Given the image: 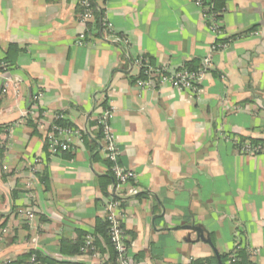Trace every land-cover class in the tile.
<instances>
[{"label":"crops","instance_id":"crops-1","mask_svg":"<svg viewBox=\"0 0 264 264\" xmlns=\"http://www.w3.org/2000/svg\"><path fill=\"white\" fill-rule=\"evenodd\" d=\"M95 4L113 32L86 38L79 0H0V56L11 68L0 77V264H29L31 250L97 264L61 246L93 232L104 190L123 200L133 264L198 263L240 240L264 264V154L234 146L264 139V0H226L218 37L237 36L222 48L192 0ZM141 55L160 73L208 58L197 97L139 78ZM104 102L119 162L136 176L125 184L113 183L101 151ZM57 114L84 140L52 155ZM24 206L28 222L15 214Z\"/></svg>","mask_w":264,"mask_h":264},{"label":"built area","instance_id":"built-area-1","mask_svg":"<svg viewBox=\"0 0 264 264\" xmlns=\"http://www.w3.org/2000/svg\"><path fill=\"white\" fill-rule=\"evenodd\" d=\"M192 2L202 9L203 17L208 22L209 28L216 33L217 40L214 42L215 47H224L226 43L217 42L219 41L218 34L223 32L222 24L220 18H218L219 13L212 11L206 4L204 0H192ZM80 4L83 7V12L81 13V21L86 23L92 19V10L89 7V4L85 0H80ZM102 32L104 34H110L113 31L111 30V25L104 19V24L102 28ZM84 36L81 35L76 39L77 44L83 43ZM135 63L144 70V73L148 76L150 74H157L159 73V80L160 81H168L170 84L180 90V91H188L192 96L198 95L200 91V84L202 79L204 78V74L206 69L209 65V59L204 58L200 61V65L195 70H188L185 68L179 69L178 71L168 72L167 69L163 71L165 74L160 73V69L155 67L154 65L149 64L148 58L146 56H139ZM10 66L7 63L1 60L0 56V77L6 79L7 74L10 70ZM155 76V75H154ZM145 81L147 83L151 82L149 78ZM140 85L145 84L142 80L138 81ZM6 86V85H5ZM41 92L35 94L34 98L38 99L41 96ZM60 116H55L54 119H58ZM110 110L108 108L101 109L95 118V125L96 128L101 132V151L103 154V158L110 162L109 170L113 175L114 179L118 184H125L130 182L131 180H135V173L123 166L119 162V154L120 148L118 147L112 127L110 125ZM84 132L77 128H68V127H61L57 125L55 122H52L50 125V132L47 134L48 140V150L49 153L52 155L60 154L64 151H74L76 148L80 147L84 140ZM240 152L243 154H256V153H264V144L262 145H254L248 141H244L242 147L240 148ZM39 161V159H36ZM36 162V161H35ZM123 200L116 195L109 194L106 197L104 203V211L106 220L108 222V232L110 237V242L117 252V264H133L131 261V257L128 254V249L126 245V235L125 229L123 226ZM16 216L22 222H28L32 218V210L24 206L23 208H19L16 210ZM6 228L1 230V234H5ZM94 236L92 231L86 232L84 245L80 248V255L90 256L95 258L97 264H104V260L102 256L95 251L94 249ZM242 246V240L236 241L234 247ZM30 264H36V257L32 254L29 257ZM76 264H83L77 262ZM186 264H207L205 261L200 263L195 262H188Z\"/></svg>","mask_w":264,"mask_h":264},{"label":"trees","instance_id":"trees-1","mask_svg":"<svg viewBox=\"0 0 264 264\" xmlns=\"http://www.w3.org/2000/svg\"><path fill=\"white\" fill-rule=\"evenodd\" d=\"M85 1L88 2L89 7L92 10V19L90 21L86 22V25H85L86 26V32L84 35L86 38H92V37L100 36L101 32H102L103 24H104V19H105L104 9L102 7L97 8V5L95 4V0H85ZM108 1H110V0H101L102 4H106ZM204 1H205V4L212 11L219 13L218 18H220V20H221V16H222L223 10L225 8L226 0H204ZM79 5L81 7V13H82L83 7L80 4V0H79ZM248 32L249 31H246L245 34ZM239 35L241 36L242 34H239ZM236 36L237 35L231 36V37L235 38ZM232 38H225L224 37V38L219 39V41H217V42L228 43L230 40H232ZM141 56H145V55H141ZM147 58H148L149 64L153 65L151 62V59L149 57H147ZM1 60L3 62L7 63V65L9 66L8 62L5 60L4 57H1ZM199 65H200L199 62H197L195 64L190 63V64H187L185 66V69L195 70L199 67ZM141 70H142V68H141ZM161 74H165V73L161 72ZM139 78H144V79L149 78L150 81H153V79L157 81L159 79V75L154 76L151 74L148 76L147 74L144 73V70H142ZM104 104H105V102L103 103V105ZM103 109H106V105H104ZM60 115H62V114H57V116H60ZM61 118L58 117V119H53V122H55L57 125H59L61 127L76 128L73 125L64 124V122L61 120ZM28 124H30L31 128H34L33 123L28 122ZM97 131H98L97 134H99L101 137L100 130L98 129ZM49 132H50V127H49L47 134ZM244 141H248L254 145H256V144L257 145H261V144L263 145L264 144V139L239 137L234 142V146L237 147L238 149H240L242 147ZM46 147H47V151L49 153L47 136H46ZM64 152H66V151H64ZM260 154H264V153H256L253 155H260ZM108 165H110V162H108ZM110 176H111L113 183L117 184V182L114 179L111 172H110ZM104 193L107 195L112 194L115 196V194L112 193L111 191L106 192L104 190ZM92 233L94 236V242H93L94 249H95V251H97L102 256V259L104 260V264H117L118 254L110 242V237H109V232H108V222L106 220L105 214L101 218H98L96 220L95 225H94V230ZM85 234H86V232H82V233L77 232V237H75L74 240H71V241L65 240V244L67 245L68 248L64 249L63 245H62L61 246L62 252H64V250L65 251L68 250V253H70V254H74V255L80 254V248H81V246L84 245ZM125 235H126V232H125ZM126 245H127V241H126ZM32 254H34L36 257V264H57L54 261H52L46 257H42L35 250L29 251L28 254L25 256L29 259V257ZM250 256L251 255L249 254L247 247L245 246L244 243H242V246L234 247L233 250L229 253H220V254H216V255L212 254V256L210 258L205 260V262L207 264H253L252 260L250 259ZM28 262H29V260H28ZM198 263H200V262H198ZM61 264H76V263H61Z\"/></svg>","mask_w":264,"mask_h":264},{"label":"rangeland","instance_id":"rangeland-1","mask_svg":"<svg viewBox=\"0 0 264 264\" xmlns=\"http://www.w3.org/2000/svg\"><path fill=\"white\" fill-rule=\"evenodd\" d=\"M84 24H85V23H84ZM150 75H151V74H150ZM152 75H153V74H152ZM154 75L157 76V75H159V73H157V74L154 73ZM239 152H240V149H239ZM240 153H241V152H240ZM242 154H243V153H242Z\"/></svg>","mask_w":264,"mask_h":264}]
</instances>
